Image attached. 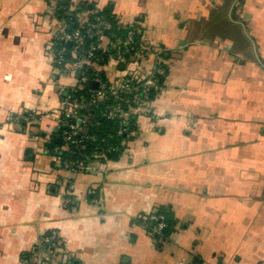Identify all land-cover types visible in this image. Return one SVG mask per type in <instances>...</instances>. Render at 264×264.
<instances>
[{
  "label": "crops",
  "instance_id": "1",
  "mask_svg": "<svg viewBox=\"0 0 264 264\" xmlns=\"http://www.w3.org/2000/svg\"><path fill=\"white\" fill-rule=\"evenodd\" d=\"M60 1L0 0V264H20L50 230L73 264H264V0H68L138 25L142 54L109 60L110 77L145 76L148 46L167 66L121 155L76 173L47 150ZM159 206L175 224L158 245L140 221Z\"/></svg>",
  "mask_w": 264,
  "mask_h": 264
},
{
  "label": "built area",
  "instance_id": "2",
  "mask_svg": "<svg viewBox=\"0 0 264 264\" xmlns=\"http://www.w3.org/2000/svg\"><path fill=\"white\" fill-rule=\"evenodd\" d=\"M61 19L49 42V55L53 62L50 80L56 85L60 95L56 109L57 127L65 126L66 130L64 144L56 145L52 149L55 161L64 170L76 173L90 170L94 161L89 160V156L84 158L88 143L98 139L95 134L88 132L90 115L87 112L90 108L98 107L101 117L117 123V136L120 137L124 149L133 135L131 115L150 112L151 92L160 89L159 79L165 76L166 70L160 58L161 51L148 46L147 50L154 55L155 63L145 76L125 73L110 77L104 70L109 60L121 63L139 55L140 52L142 54L144 48L138 41L139 30L128 27L124 35L112 36L110 33L113 24L103 15L80 21L74 29L70 27L68 20ZM90 70L95 74H89ZM102 72L104 77L100 74ZM68 74H76L79 89L86 87L89 82L97 83L94 88L88 89V100L72 96L70 87L61 81L63 75ZM82 110L86 113L81 112ZM28 116L33 117V114ZM151 117L155 118V114L151 113ZM120 148L119 144H106L107 151ZM64 151H68L69 157H65ZM73 188L74 185L70 183L64 205L76 211L78 204L76 197L71 193ZM88 194L91 196L90 201L97 204L95 189H89ZM152 220H157L158 223L149 229L148 221ZM141 225L156 243L166 241L162 237L166 226L163 215H156L153 211L143 217ZM20 264H73V258L59 233L50 230L39 237L34 249L23 253Z\"/></svg>",
  "mask_w": 264,
  "mask_h": 264
},
{
  "label": "trees",
  "instance_id": "3",
  "mask_svg": "<svg viewBox=\"0 0 264 264\" xmlns=\"http://www.w3.org/2000/svg\"><path fill=\"white\" fill-rule=\"evenodd\" d=\"M71 3L68 0H61L59 3V8H58V14L60 17L65 18L66 20H68L70 23H73V29L76 28L80 21H84V20H92L95 17H97L98 15H103L105 17H107L113 24V28L111 29V33L110 35L112 36H119V35H124V33L126 32V28L128 27H132V28H136L138 29V25H134V24H126L123 25L122 23H120V21L115 17V15L112 13V7L107 6L104 9H96L94 4L89 6V3L86 2H81L78 6V9L76 10H71ZM81 11H85V13L81 12ZM80 12V17L76 16V13ZM79 18V19H78ZM139 30V29H138ZM138 41L139 44H141V33L138 31ZM140 45H137V47H139ZM106 58V57H105ZM107 60V59H106ZM166 73H167V66H165L163 64ZM89 74L94 75L95 72H92V70H90L88 72ZM103 77H104V72L100 73ZM166 76V74H165ZM165 76L161 77L159 79V84H160V89L163 85L164 82V78ZM94 88V83L93 82H89L87 84L86 87H84L83 89H79L78 87H71L70 88V92L72 94L73 97H78L80 99H85L88 100L89 98V94H88V89ZM160 89L158 91H160ZM158 91H154L152 90L151 92V99L153 100L157 94ZM100 109L96 106H92L90 108V110L87 112L90 116H89V126H88V132L89 133H93L97 136V141H92L89 142L87 145V148L85 149L84 153H85V157H90L89 160H96V159H114L117 158L119 155H121V153L123 152V145L120 143L121 139L120 137L117 136V123L114 120H109L106 119L105 117H101L100 116ZM81 112L86 113V111L82 110ZM136 115H131V130L133 131V135L130 138V141H132V139L134 138V130L136 127ZM66 127L65 126H61L58 128L57 134L55 138H52L50 140V143L47 144V149L48 152L50 154L53 155V149L52 147L56 146V145H63L64 144V136H65V131ZM57 139V141H56ZM106 144L107 145H114V144H119V146L121 147L120 150H113V151H107L106 150ZM95 154H100L99 156H95ZM64 155L65 157H69L68 155V151H64ZM89 195V194H88ZM96 196V195H94ZM89 197H91L89 195ZM155 214L156 215H163L164 216V220L166 222V226L162 231V237L163 240L167 239L169 234L172 232V228L175 224V220L173 218V214L171 213V211L169 210L168 207L166 206H159L157 207V209L155 210ZM143 220V218H142ZM141 222V221H140ZM149 225L148 228L155 225L156 223H158L157 220H152V221H148ZM150 229V228H149ZM165 241L161 242L164 243ZM160 243H158L159 245ZM25 256L27 254H24Z\"/></svg>",
  "mask_w": 264,
  "mask_h": 264
},
{
  "label": "water",
  "instance_id": "4",
  "mask_svg": "<svg viewBox=\"0 0 264 264\" xmlns=\"http://www.w3.org/2000/svg\"><path fill=\"white\" fill-rule=\"evenodd\" d=\"M236 2H237V0H234V3H233V6L231 7V10H233V9H234ZM89 6H90V5H89ZM70 27H71V28L73 27V23H70ZM94 85L96 86V85H97V83H96V82H94ZM56 141H57V139H56Z\"/></svg>",
  "mask_w": 264,
  "mask_h": 264
}]
</instances>
